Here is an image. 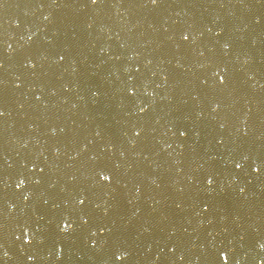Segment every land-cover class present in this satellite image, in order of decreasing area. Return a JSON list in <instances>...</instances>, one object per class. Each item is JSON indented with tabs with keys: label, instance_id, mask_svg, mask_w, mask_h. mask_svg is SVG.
Here are the masks:
<instances>
[{
	"label": "water",
	"instance_id": "obj_1",
	"mask_svg": "<svg viewBox=\"0 0 264 264\" xmlns=\"http://www.w3.org/2000/svg\"><path fill=\"white\" fill-rule=\"evenodd\" d=\"M163 4L0 7V264H264V2ZM81 194L89 224L60 232Z\"/></svg>",
	"mask_w": 264,
	"mask_h": 264
},
{
	"label": "snow or ice",
	"instance_id": "obj_2",
	"mask_svg": "<svg viewBox=\"0 0 264 264\" xmlns=\"http://www.w3.org/2000/svg\"><path fill=\"white\" fill-rule=\"evenodd\" d=\"M6 0H0V7H2L5 4ZM91 5L95 6L98 4V0H90ZM100 2L102 3V0H100ZM262 2H264V0H262ZM55 3V0H54ZM57 7H61L64 5H55ZM87 5H83V7H86ZM141 6H145V5H141ZM153 8H159L164 6L163 4V0H150V5ZM45 19H47V17H45ZM90 27V25H89ZM189 36L190 33H181V40L188 42L189 41ZM230 45L225 43L224 44V48L227 49L229 48ZM201 55H203V53H201ZM61 59H64L63 56L60 57ZM29 63L31 64V61H29ZM33 67H35V65H32ZM215 77V81L213 84V87H215L216 89H224L228 86V80H227V69L225 67L221 68L219 65H217V71L213 74ZM201 83L203 85L206 86V88L209 87L208 85V81L202 80ZM94 95H96L97 93H93ZM129 94H132V89H129ZM37 99H39V97H37ZM216 107H218V105H214L213 106V111L216 110ZM141 112L144 111L143 108L140 109ZM2 114V113H0ZM143 131V129H137L135 131V135L136 136H140L141 132ZM187 134V130L184 131H180V136H186ZM250 159V157L248 155H244L240 160H234V167L237 170H242L244 169L245 166V162L248 161ZM35 166V165H34ZM250 168L251 171L253 173H262L264 172V159H253L251 164H250ZM40 172L43 173L44 172V168H40ZM96 175L100 177L101 181H107L108 183H110L113 179V174L111 172L105 174L103 170L96 172ZM36 185H39L41 183L40 179H37L35 181H33ZM207 183L209 185H211L213 183V179L211 176L208 177L207 179ZM25 185V179L21 178L19 179L18 183L16 184L17 188H21L22 186ZM7 185L5 184V187ZM241 191H243V189H241ZM32 192L29 191L27 193L24 194L23 199L24 201L29 200V198L31 197ZM88 200V197L86 195H79L77 197H74V203H75V208L72 210V212L63 214L59 219H57L55 221V227L59 229L60 232L62 233H69L70 231H73V213H80L79 219L81 221L82 225H88L89 224V217L90 213H83V206L85 205L86 201ZM45 204H47V201H44ZM97 208L100 207V205H96ZM177 207H179V205H177ZM210 207V205L205 202L204 203V211H207L208 208ZM109 212V209L107 207L104 208L103 210V215L107 216ZM100 220H103V217H97ZM106 229H104L103 227H100V231L104 232ZM95 234V233H94ZM23 237H24V242L25 243H32V239H30V229L27 227L23 228ZM18 239L20 237H17ZM39 242V241H38ZM128 257V253L126 251H121L119 248V245H116V251L114 253V259L116 262H119V264H123L124 261H126ZM29 259H33V257H29ZM216 261L217 264H229L230 261V251H223L220 250L218 251L217 255H216Z\"/></svg>",
	"mask_w": 264,
	"mask_h": 264
}]
</instances>
